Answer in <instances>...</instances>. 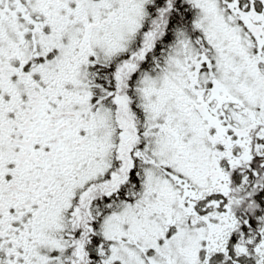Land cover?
<instances>
[{
  "label": "snow or ice",
  "instance_id": "6c2138e0",
  "mask_svg": "<svg viewBox=\"0 0 264 264\" xmlns=\"http://www.w3.org/2000/svg\"><path fill=\"white\" fill-rule=\"evenodd\" d=\"M0 264H264V0H0Z\"/></svg>",
  "mask_w": 264,
  "mask_h": 264
}]
</instances>
